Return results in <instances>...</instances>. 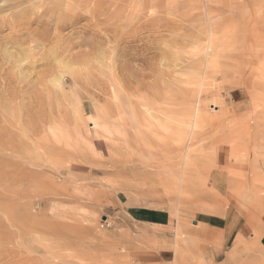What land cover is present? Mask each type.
Listing matches in <instances>:
<instances>
[{"label": "rangeland", "instance_id": "1", "mask_svg": "<svg viewBox=\"0 0 264 264\" xmlns=\"http://www.w3.org/2000/svg\"><path fill=\"white\" fill-rule=\"evenodd\" d=\"M64 1L0 0V264H264V0Z\"/></svg>", "mask_w": 264, "mask_h": 264}, {"label": "clouds", "instance_id": "2", "mask_svg": "<svg viewBox=\"0 0 264 264\" xmlns=\"http://www.w3.org/2000/svg\"><path fill=\"white\" fill-rule=\"evenodd\" d=\"M0 64L8 65L16 69L17 78L23 82L25 75L21 71V67L24 64L22 57L17 55V49L11 45H0ZM69 74L66 65L56 62L55 69L49 74L48 85L51 89L56 91H62L66 76Z\"/></svg>", "mask_w": 264, "mask_h": 264}, {"label": "bare ground", "instance_id": "3", "mask_svg": "<svg viewBox=\"0 0 264 264\" xmlns=\"http://www.w3.org/2000/svg\"><path fill=\"white\" fill-rule=\"evenodd\" d=\"M14 1H15V0H14ZM25 1H26V0H25ZM71 1H72V0H65V1H64V4H65L66 8H68V6H70V5L68 4V2H71ZM73 1H76V2L79 3V2H82L83 0H73ZM92 1H93V0H92ZM58 2H59V1H58ZM101 2H102V1H101ZM101 2H99V3H101ZM31 3H32V2H30V4H31ZM43 3H44V1H43ZM74 3H75V2H74ZM78 3H77L76 5H78ZM94 3H95V2H94ZM136 3H137V2H136ZM51 4L53 5V6H51V8L54 9V6L57 5L58 3H56V2L54 1V2H52ZM84 4H85V2H84ZM39 5L42 6L43 4L40 3ZM39 5H38V8H39ZM58 5H59V4H58ZM101 5L103 6V4H101ZM24 6H25V5H24ZM36 6H37V5H36ZM79 6H81V5H79ZM35 8H36V7H35ZM66 8H65V9H66ZM71 8H72V7H71ZM75 8H76V7H75ZM75 8H74V9H75ZM83 8H84V7H83ZM33 9H34V8H33ZM74 9H73L72 11H74ZM92 9H93V8H92ZM36 10H37V9H36ZM39 10H40V9H39ZM60 10H61V9H60ZM72 11H71V12H72ZM77 11H79V10H77ZM34 12L36 13V11H34ZM113 12H114V11H113ZM37 13H38V12H37ZM69 13H70V12H69ZM32 14H33V12H32ZM42 16H43V15H42ZM44 16H45V15H44ZM72 16H73V15H72ZM74 16H75V14H74ZM116 16H117V15H116ZM69 18H70V17H69ZM98 19H99V18H98ZM125 22H126V21H125ZM45 23H46V22H45ZM98 27H99V26H98ZM99 28H100V27H99ZM41 29H42V28H41ZM45 29H46V27H45ZM33 30H34V29H33ZM55 31L58 32V28H55ZM36 32H37V31H36ZM36 32H35V33H36ZM35 33H34V34H35ZM40 33H41V32H40ZM44 34H45V33H44ZM32 36H33V35H32ZM52 36H53V35H52ZM259 36H260V35H259ZM42 37H43V36H42ZM31 38H32V37H31ZM42 39H43V38H42ZM46 39H47V38H46ZM260 39H261V38H260ZM33 40H34V39H33ZM36 41H37V40H36ZM37 43H39V41H38ZM49 49H50V48H49ZM62 57H63V55H62ZM252 59H253V58H252ZM263 60H264V59H263ZM112 61H113V60H112ZM251 61H252V60H251ZM249 66H250V63H249ZM261 72H262V70H261ZM263 73H264V72H263ZM72 74H73V73H72ZM259 79H260V78H259ZM260 81H261V80H260ZM43 83H44V82H43ZM42 92H43V91H42ZM63 93H64V92H63ZM63 93H62V94H63ZM42 99H43V98H42ZM60 103H61V102H60ZM200 106H201V105H200ZM193 108H194V107H193ZM198 109H199V102H197V104H196V106H195V108H194L193 114H197ZM205 114H206V113H205ZM205 114H204V115H205ZM197 115H198V114H197ZM199 115H200V114H199ZM199 115H198V116H199ZM198 116H197V117H198ZM200 116H201V115H200ZM193 117H194V116H193ZM195 117H196V116H195ZM196 119H198V118H196ZM196 122H197V121H196ZM251 183L253 184V183H254V180H252ZM253 226H255V225L253 224ZM253 226H252V227H253ZM259 228H260V226H259ZM259 228H258V226H256V228L254 229V232L257 233V236H258V237L261 235V233H260V232H261V229H259ZM262 229H263V228H262ZM235 247H236V246H235Z\"/></svg>", "mask_w": 264, "mask_h": 264}, {"label": "crops", "instance_id": "4", "mask_svg": "<svg viewBox=\"0 0 264 264\" xmlns=\"http://www.w3.org/2000/svg\"><path fill=\"white\" fill-rule=\"evenodd\" d=\"M214 186H215V188H216V187H217V188L219 187L217 184H214ZM209 188L213 190L212 187H209ZM213 191H214V190H213ZM216 193H217V192H216ZM217 194H218V193H217ZM221 197H225V196H222V195H221ZM222 212H223V211H222ZM222 212H220L219 215H220ZM208 227L210 228V225H208ZM214 227H217V228L220 229L222 226H220V225H215ZM192 237H193V236H192ZM173 247H175V245H174Z\"/></svg>", "mask_w": 264, "mask_h": 264}]
</instances>
